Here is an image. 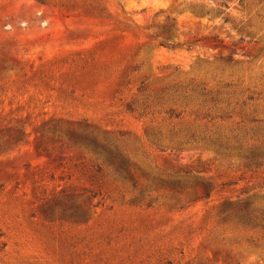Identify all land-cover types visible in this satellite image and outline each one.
<instances>
[{
    "label": "rangeland",
    "instance_id": "rangeland-1",
    "mask_svg": "<svg viewBox=\"0 0 264 264\" xmlns=\"http://www.w3.org/2000/svg\"><path fill=\"white\" fill-rule=\"evenodd\" d=\"M0 264H264V0H0Z\"/></svg>",
    "mask_w": 264,
    "mask_h": 264
},
{
    "label": "trees",
    "instance_id": "trees-1",
    "mask_svg": "<svg viewBox=\"0 0 264 264\" xmlns=\"http://www.w3.org/2000/svg\"><path fill=\"white\" fill-rule=\"evenodd\" d=\"M165 43L164 42H161V45H164Z\"/></svg>",
    "mask_w": 264,
    "mask_h": 264
}]
</instances>
